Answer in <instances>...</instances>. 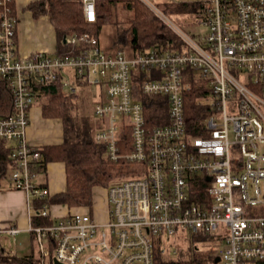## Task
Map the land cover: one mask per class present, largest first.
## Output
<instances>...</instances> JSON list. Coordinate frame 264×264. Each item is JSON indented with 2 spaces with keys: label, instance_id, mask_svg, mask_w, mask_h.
Wrapping results in <instances>:
<instances>
[{
  "label": "built area",
  "instance_id": "1",
  "mask_svg": "<svg viewBox=\"0 0 264 264\" xmlns=\"http://www.w3.org/2000/svg\"><path fill=\"white\" fill-rule=\"evenodd\" d=\"M79 1L86 21H95L96 0ZM140 1L181 38V49L127 57L124 49L107 53L82 33L65 37V53L24 56L13 40L17 16L6 9L1 14L0 75L13 112L0 119V138L15 142L12 188L28 198L48 196L34 182L39 148L24 134L34 87L65 69L105 89L93 107L99 121L94 139L104 144V157L140 164L137 175L106 187L103 218L89 208L52 218L45 204L37 214L52 223L28 228L39 246L36 264H154L156 250L177 253L179 238L198 233L217 244L212 264H263L264 213L252 208L264 206V0H201L195 18L207 31L196 37L153 0ZM191 80L207 90L201 100L209 110L199 135L185 125ZM61 84L76 90L68 80ZM143 95L163 98L164 111L147 116ZM18 232L11 224L0 227V233Z\"/></svg>",
  "mask_w": 264,
  "mask_h": 264
},
{
  "label": "trees",
  "instance_id": "2",
  "mask_svg": "<svg viewBox=\"0 0 264 264\" xmlns=\"http://www.w3.org/2000/svg\"><path fill=\"white\" fill-rule=\"evenodd\" d=\"M119 5L130 12L127 18L119 15L117 8ZM156 6L166 15L198 16L203 10L201 0H165L157 2ZM5 9L17 16L15 0H6L5 4L0 2V19ZM95 9L96 20L88 22L84 18L79 0H31L23 7L24 11L31 13L33 19L41 15L49 18L56 34L58 54L70 49V45L65 42L66 36L86 33L98 40L100 28L105 23L116 25L114 43L120 50L130 47L134 54H139L148 49L183 47V41L175 31L140 0H96ZM191 35L197 36L193 33ZM13 40L17 47V31ZM190 71L191 69H187V73ZM5 80L0 75V119L10 117L13 112L12 96ZM62 80V74H58L55 80L34 87L33 105L41 107L44 117L61 118L64 130V140L61 144L39 147L40 157L35 161L34 169L44 172L48 161H62L65 167L66 188L53 196L29 198V219L33 227L52 223L50 217H41L37 214L45 204H65L68 208L91 206L95 187L108 186L114 180L137 175L139 172L136 170L140 168L139 163L128 162L125 159L111 161L104 157V144L97 143L94 139L96 124L89 123L84 115L79 117L76 114L77 108L73 102L77 93L64 90ZM190 84V90L184 93L185 125L190 134L199 135L202 133L201 121L209 110L207 104L201 100L207 90L202 87L203 84L194 80H191ZM142 99L147 116L156 117L160 111H164L159 104L163 98L143 95ZM14 149V141L0 138V183L9 178L14 166L12 158ZM192 237L193 243L195 240H211L208 234L198 233ZM38 255L39 251L23 256L9 255L5 248L0 247V264H36ZM166 256H168L166 253L156 250L154 264L188 263L180 257L169 259Z\"/></svg>",
  "mask_w": 264,
  "mask_h": 264
},
{
  "label": "crops",
  "instance_id": "3",
  "mask_svg": "<svg viewBox=\"0 0 264 264\" xmlns=\"http://www.w3.org/2000/svg\"><path fill=\"white\" fill-rule=\"evenodd\" d=\"M29 1L31 0H15L18 19L17 48L19 54L26 56L36 50H47L51 53H57V39L54 27L46 15H41L40 18H45L49 27L43 28L40 37L37 38L38 31H35V28L41 25L37 26L31 13L23 10V7ZM114 40L113 34L110 39V46L107 42H104L102 46L98 39V46L107 53H113L117 50L114 46ZM124 52L127 57L133 55V50L130 47L124 48ZM62 78L74 84L76 89L74 92L76 93L82 88V83L86 81L84 78L76 77L71 69H65L62 72ZM73 103L75 104V100ZM98 122V119L95 118L94 123L96 126ZM24 135L30 145L38 148L61 144L64 140L63 121L58 117H44L41 107L34 104L30 109V122ZM34 182L39 186L46 187L49 196L64 191L66 188L64 163L57 160L48 161L44 172L35 171ZM97 195L93 194L94 202L101 204L102 201L97 198ZM28 204V196L24 191L12 188L10 177L3 181L0 184V227L11 224L19 229L17 234L29 232L28 228L31 226V221L29 219L30 205ZM48 209L52 218L59 217L69 211L67 205L57 203L49 205ZM100 210L95 213L98 217L103 218V213Z\"/></svg>",
  "mask_w": 264,
  "mask_h": 264
},
{
  "label": "rangeland",
  "instance_id": "4",
  "mask_svg": "<svg viewBox=\"0 0 264 264\" xmlns=\"http://www.w3.org/2000/svg\"><path fill=\"white\" fill-rule=\"evenodd\" d=\"M165 0H153L155 4L157 2H162ZM143 3V2H142ZM119 15L123 18H127L130 15V12L123 9L120 5L117 6ZM167 17L173 21L179 28H181L184 32L188 34H195V35H202L207 31V28L203 25L197 23L195 15L191 14H168ZM35 19V18H34ZM44 20V24L42 21ZM36 25L40 27H36L35 31H38L37 38L40 37L43 28L49 27L46 22L45 18H36ZM43 24V25H42ZM116 38V25L114 23H105L101 26L98 39L100 44L103 46L104 42H107L110 46V39L113 36ZM116 49L118 45L114 43ZM81 89L77 91L76 99H75V107L76 114L80 116L84 115V117L92 123L95 121V114L93 113V107L95 103H97L101 97L104 95V87L92 82L85 81L81 85ZM4 179L3 181H6ZM118 180V179H117ZM3 181L0 183L2 184ZM115 181V180H114ZM106 187L107 186H97L93 189V194L97 195V198L101 199V204H96L94 202L91 206H74L69 208L71 209H83L89 208L90 210L93 209V213L100 211L104 214L105 213V199H106ZM101 205V206H100ZM254 214H263L264 213V206H259L256 208H252ZM193 237L188 234L183 239L179 238L177 253H172L171 250L166 254L169 259H174L177 257L183 258L188 263L187 264H212V255L216 252L217 244L214 241H196L193 243ZM197 249H194V247ZM0 247L5 248V251L9 253V255H16V256H23L33 252L36 254L38 251V243L33 233L24 232L17 235H9L6 233H0ZM194 249V250H193ZM181 251V252H180Z\"/></svg>",
  "mask_w": 264,
  "mask_h": 264
},
{
  "label": "water",
  "instance_id": "5",
  "mask_svg": "<svg viewBox=\"0 0 264 264\" xmlns=\"http://www.w3.org/2000/svg\"><path fill=\"white\" fill-rule=\"evenodd\" d=\"M55 264H58V261Z\"/></svg>",
  "mask_w": 264,
  "mask_h": 264
}]
</instances>
